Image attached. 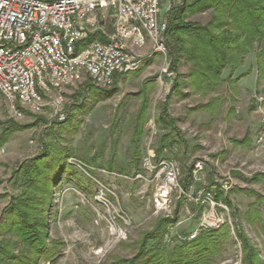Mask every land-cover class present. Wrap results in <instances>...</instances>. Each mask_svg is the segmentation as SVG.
<instances>
[{"label":"rangeland","instance_id":"374dc122","mask_svg":"<svg viewBox=\"0 0 264 264\" xmlns=\"http://www.w3.org/2000/svg\"><path fill=\"white\" fill-rule=\"evenodd\" d=\"M179 2L162 0L160 20H168ZM209 15L189 19L206 23ZM106 30L111 31L109 24ZM146 50L147 55L137 50L139 68L124 74L113 88L88 82L67 90L66 120L60 121L49 103L40 111L23 109L22 117L15 116L7 102L0 103V222L26 191L36 199L42 196L29 188L34 178L30 171L39 165L36 158L41 154L61 151L78 171L47 192L42 214L47 246L56 255L39 264H131L142 239L157 232L166 217L177 220L167 226L164 240L171 252L177 234L199 227L203 203L195 199L204 198L213 183H228L229 204L222 201L220 211L232 237L213 264H264V145L255 143L264 79L259 81L255 54L232 78L226 69L223 84L203 95L186 83L174 91L178 81L187 82L181 78L189 72L185 59L177 57L180 63L174 69L168 49L167 54L152 46ZM235 78L239 79L233 82ZM213 96L215 103L203 107ZM168 99V112L180 133L158 122ZM137 130H143L140 158L133 144ZM165 134L169 136L163 156L179 163L181 178L191 164L203 162L201 180L184 189L187 195L173 192L167 200L160 196L163 177L145 168L149 152ZM172 139L176 141L170 145ZM238 229L248 240L252 259L243 252ZM16 243L13 252L20 256L23 246ZM153 243L150 239L148 244Z\"/></svg>","mask_w":264,"mask_h":264},{"label":"built area","instance_id":"2783aa9c","mask_svg":"<svg viewBox=\"0 0 264 264\" xmlns=\"http://www.w3.org/2000/svg\"><path fill=\"white\" fill-rule=\"evenodd\" d=\"M161 1L0 0V103L7 102L17 117L25 108L40 111L49 103L58 119L66 120L67 90L88 82L100 89L113 88L124 74L139 68L137 50L149 42L167 54L169 25L167 19L160 20ZM108 24L111 31L106 30ZM259 100L261 127L255 143L263 146L264 97ZM145 163L147 170L163 177L162 199L173 192L187 195L178 162L157 161L152 150ZM202 170L203 162L198 161L193 182L201 180ZM215 195L212 186L204 198L195 199L206 205L199 227L177 234L179 240H192L201 229L216 230L228 222Z\"/></svg>","mask_w":264,"mask_h":264},{"label":"trees","instance_id":"16d2710c","mask_svg":"<svg viewBox=\"0 0 264 264\" xmlns=\"http://www.w3.org/2000/svg\"><path fill=\"white\" fill-rule=\"evenodd\" d=\"M210 12L206 23L190 20L191 16ZM168 31L166 33V46L172 57V68L176 69L180 63L177 57L185 59L189 65V72L181 78H187V82H177L175 89L189 85L193 92L208 95L221 86L225 79L223 73L230 69V76L244 66L248 56L255 54V64L259 81L264 79V0H180L171 8L168 17ZM98 34L94 35V37ZM235 78L233 82L238 80ZM185 84V85H186ZM217 97L213 96L203 107L207 108L215 103ZM161 108L158 122L172 126L171 130H180L176 127V121L171 118L166 104ZM209 105V106H208ZM146 107H142L138 119H143ZM138 131V130H137ZM143 130L138 131L137 140L134 141L136 157L141 154V136ZM169 134H165L161 144L155 149L156 160L168 159L163 156L164 145ZM176 140L170 141L172 145ZM39 164L30 171L32 178L29 188L40 193L38 199L35 193L22 194L8 211L7 216L0 222V261H19L24 264H39L43 259L52 260L55 253L47 246V222L42 211L49 199L47 192L52 186H58L67 176H71L77 167L70 164L63 152L55 151L41 154L36 158ZM195 168L191 164L187 168L186 175L181 179L183 188L187 191L192 184V174ZM74 171V172H73ZM67 175V176H66ZM71 180V179H70ZM216 186V202L229 204L227 191L221 184ZM209 187V188H210ZM42 198V199H40ZM40 206L43 208H40ZM205 204L199 214H202ZM176 218L166 217L160 222V228L142 239L139 253L131 264H213L220 255L231 237L229 222L219 229H201L198 236L192 240H179L171 252L165 245V235L169 228L175 224ZM168 228L167 233L163 229ZM237 238L242 241L243 252L248 253L250 259L252 253L247 250L248 240L240 229ZM12 236V240L8 239ZM150 239L156 241L149 245ZM19 242L23 246L20 256L13 252ZM17 244V245H16ZM14 245V246H13ZM247 257V258H248ZM249 261V260H247ZM115 263H117L115 261ZM252 264V262H247Z\"/></svg>","mask_w":264,"mask_h":264},{"label":"crops","instance_id":"0c3cea01","mask_svg":"<svg viewBox=\"0 0 264 264\" xmlns=\"http://www.w3.org/2000/svg\"><path fill=\"white\" fill-rule=\"evenodd\" d=\"M151 46V44H150V42L145 46V47H143V48H140V49H138L140 52H142V54H144V55H147V52H148V50H146L148 47H150ZM259 113H260V110H259ZM259 117H260V115H259Z\"/></svg>","mask_w":264,"mask_h":264}]
</instances>
